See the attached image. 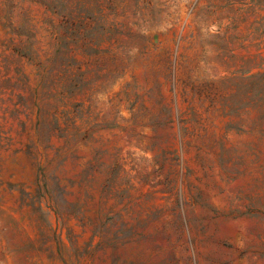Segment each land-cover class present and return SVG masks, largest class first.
<instances>
[{
	"label": "rangeland",
	"instance_id": "obj_1",
	"mask_svg": "<svg viewBox=\"0 0 264 264\" xmlns=\"http://www.w3.org/2000/svg\"><path fill=\"white\" fill-rule=\"evenodd\" d=\"M264 0H0V264H264Z\"/></svg>",
	"mask_w": 264,
	"mask_h": 264
},
{
	"label": "trees",
	"instance_id": "obj_2",
	"mask_svg": "<svg viewBox=\"0 0 264 264\" xmlns=\"http://www.w3.org/2000/svg\"><path fill=\"white\" fill-rule=\"evenodd\" d=\"M261 77H264V76H261Z\"/></svg>",
	"mask_w": 264,
	"mask_h": 264
}]
</instances>
